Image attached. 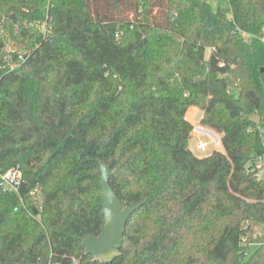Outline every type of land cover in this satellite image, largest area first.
Listing matches in <instances>:
<instances>
[{
  "label": "trees",
  "instance_id": "trees-1",
  "mask_svg": "<svg viewBox=\"0 0 264 264\" xmlns=\"http://www.w3.org/2000/svg\"><path fill=\"white\" fill-rule=\"evenodd\" d=\"M222 1L0 0L28 51L0 82V172L23 177V202L0 190V264H264V181L247 167L264 0ZM191 106L223 151L193 153ZM100 162L124 207L141 202L108 260L82 244L104 226Z\"/></svg>",
  "mask_w": 264,
  "mask_h": 264
},
{
  "label": "built area",
  "instance_id": "built-area-1",
  "mask_svg": "<svg viewBox=\"0 0 264 264\" xmlns=\"http://www.w3.org/2000/svg\"><path fill=\"white\" fill-rule=\"evenodd\" d=\"M30 25H33L30 23ZM43 36L47 35L50 30L49 28L45 29V25L43 27ZM16 33V32H15ZM261 42L264 43V25L262 27V32L259 36ZM27 50L23 48L22 44L13 40L9 37V34L0 27V82L3 77L20 67L24 62ZM219 66H224L223 62H219ZM260 136L262 139L263 151L261 153L253 154L248 162L247 167L250 168V171L253 174V177L256 181L263 182L264 181V128L260 129ZM191 140L194 141V150L196 153H205L211 149L219 150L222 147L221 137L218 133H216L213 129L208 126L203 125L200 121L195 124H192L191 130ZM23 185V177L22 172L19 167H11L5 170L4 172H0V190L4 193L16 194L18 195L21 202L22 196L20 193V188ZM35 191H30V195H34ZM16 210V208L14 209ZM246 238L242 239L243 245L245 244ZM249 246H254L253 243H248ZM75 263V262H74ZM33 264H41L39 262ZM46 264H60L48 262Z\"/></svg>",
  "mask_w": 264,
  "mask_h": 264
},
{
  "label": "water",
  "instance_id": "water-1",
  "mask_svg": "<svg viewBox=\"0 0 264 264\" xmlns=\"http://www.w3.org/2000/svg\"><path fill=\"white\" fill-rule=\"evenodd\" d=\"M261 72H264V67L261 68ZM248 118L254 124L260 123V117L256 113L250 114ZM99 173V196L104 226L98 236L89 235L82 241L86 253L92 256H100L110 250L118 251L121 248L126 221L141 205V202H138L124 207L109 184L111 176L109 166L100 162Z\"/></svg>",
  "mask_w": 264,
  "mask_h": 264
},
{
  "label": "rangeland",
  "instance_id": "rangeland-1",
  "mask_svg": "<svg viewBox=\"0 0 264 264\" xmlns=\"http://www.w3.org/2000/svg\"><path fill=\"white\" fill-rule=\"evenodd\" d=\"M210 1V3L213 5V7H217V5H221V6H225V2L222 0H208ZM192 108V109H191ZM202 115V111L198 108V107H190L185 114V117L188 121H190L192 124L197 123L200 120V117ZM189 147L191 148V150L193 151L194 154H196L197 156H205L207 154H209L211 152V149L205 153H196V151L194 150V141L190 139V143H189ZM220 151H223V148L219 149ZM255 233H259V229L255 228ZM117 251L114 250H110L106 253L101 254L100 256H98L99 259L102 260H108L110 258H112Z\"/></svg>",
  "mask_w": 264,
  "mask_h": 264
},
{
  "label": "crops",
  "instance_id": "crops-1",
  "mask_svg": "<svg viewBox=\"0 0 264 264\" xmlns=\"http://www.w3.org/2000/svg\"><path fill=\"white\" fill-rule=\"evenodd\" d=\"M191 107H194V106H191ZM189 108H190V107H189ZM189 108H188V109H189ZM191 109H192V108H191ZM201 117H202V115H201ZM201 117H200V120H201ZM200 120H199V121H200Z\"/></svg>",
  "mask_w": 264,
  "mask_h": 264
}]
</instances>
